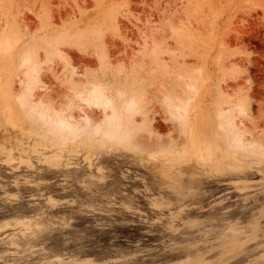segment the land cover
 I'll list each match as a JSON object with an SVG mask.
<instances>
[{"label":"rangeland","instance_id":"rangeland-1","mask_svg":"<svg viewBox=\"0 0 264 264\" xmlns=\"http://www.w3.org/2000/svg\"><path fill=\"white\" fill-rule=\"evenodd\" d=\"M23 56L50 110L135 99L136 147L45 136ZM219 110L264 142V0H0V264H264V157L230 161Z\"/></svg>","mask_w":264,"mask_h":264},{"label":"bare ground","instance_id":"bare-ground-1","mask_svg":"<svg viewBox=\"0 0 264 264\" xmlns=\"http://www.w3.org/2000/svg\"><path fill=\"white\" fill-rule=\"evenodd\" d=\"M20 60L19 67L23 68L24 71L22 73L23 78L20 81L22 90L18 96V101L24 109L25 115L29 117L26 116L27 120H31L29 122L34 123L45 136L62 141L84 137L85 140L95 141L97 144L122 145L126 148L136 147L137 134L144 131L147 124L138 125L134 120L136 115H140L142 120H145V114L143 115L135 99L115 101L105 93L100 85L93 84L88 90L76 92L75 97L82 108L98 111L101 115L99 119L93 118L83 109H80L77 115L68 113L66 110H50L39 102L31 101V93L36 85L35 83H37V77H35L37 68L28 57L23 56ZM187 88L189 91L194 90V85L190 83ZM119 97H123V94L119 93ZM188 103L189 98L173 106L170 101L166 104L168 119L181 125V129L184 128L182 126L186 123ZM217 117L219 119L218 128L225 140V152L231 155L230 161H234L236 157L234 155L238 154L252 155L254 158L256 156L258 158L264 157V142L259 143L253 141V139H246L245 134L240 132L238 124L234 122V117L230 112L219 110ZM214 151L217 155L218 150L209 148L208 145V148L203 149L201 153L205 154L206 157H213ZM198 157L200 159V155ZM216 158L218 157L216 156ZM240 158L244 159V157ZM194 159L196 158L194 157Z\"/></svg>","mask_w":264,"mask_h":264}]
</instances>
